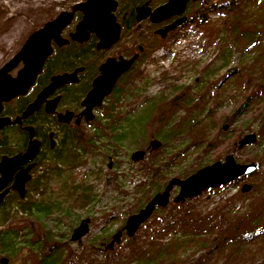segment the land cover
<instances>
[{
	"label": "rangeland",
	"instance_id": "rangeland-1",
	"mask_svg": "<svg viewBox=\"0 0 264 264\" xmlns=\"http://www.w3.org/2000/svg\"><path fill=\"white\" fill-rule=\"evenodd\" d=\"M85 1L0 0V68L30 34ZM144 1L156 6L167 0H116L115 13L127 19V12ZM221 1L189 4V21L164 40H156L145 23L123 30L121 44L107 55L124 51L123 55L130 56L138 46L144 51L118 91L97 108L92 126L83 127L85 137L81 139L88 145L73 149L75 156L64 154L65 161H43L40 177L27 197H14L8 210L0 213V259H8V264H42L53 246L56 258L63 255L67 263L143 264L127 256L133 249L132 239L146 253L151 237L161 243L174 238L172 231L152 234L155 225L149 226L156 218L177 216L171 207L178 205L172 202L178 188L171 192L166 209L156 210L133 238L123 233L109 249L112 236L170 179H186L228 155L238 164L254 163L259 168L232 183L203 191L182 203L183 208L205 223L237 224L246 215L262 212L264 216V0H248L240 23L212 10ZM77 14L62 32L64 38L80 20ZM197 14L206 15L207 21L200 24ZM106 128L113 139L107 137ZM248 134L256 136L255 143L237 149V142ZM201 138L208 144L198 149L194 144ZM152 140L160 143L156 150L149 149ZM136 150L145 151L146 156L133 163L130 154ZM152 163L153 172L148 170ZM190 169H194L191 174ZM184 171L190 175L183 177ZM242 184L252 189L241 193ZM34 206L40 207V213ZM82 223L87 233L71 241L73 230ZM254 239L253 248L231 254L232 264H264V238ZM201 255L203 250L188 247L172 264H188ZM228 256L230 250L211 255L202 264H230Z\"/></svg>",
	"mask_w": 264,
	"mask_h": 264
},
{
	"label": "water",
	"instance_id": "water-1",
	"mask_svg": "<svg viewBox=\"0 0 264 264\" xmlns=\"http://www.w3.org/2000/svg\"><path fill=\"white\" fill-rule=\"evenodd\" d=\"M199 0H167L164 4L151 10L148 3L135 8V20L141 22L149 19L152 23H159L171 17H179L165 28L156 31L160 38H164L168 32L180 27L186 21V17L182 16L189 2H197ZM116 0H86L83 3L74 5L70 11H64L58 14L53 20L45 23L40 29L33 32L25 40L20 50L8 60L0 68V113L2 105L19 96H24L29 88L34 84L36 77L41 73L42 67L46 59L52 53V45L62 47L68 43L67 39L61 36L63 30L71 23L76 12L81 14V20L77 23L74 31L70 33L69 40L78 44L85 43L89 40L90 35H94L98 42L96 49H107L115 43L120 34V26L116 23L114 11L116 9ZM140 50V49H139ZM137 58V54L130 59H108L99 67L100 76H98L92 84V89L83 99L82 106L84 110L82 116L86 121L93 119L92 110L101 106L102 101L107 97L116 82V80L128 71ZM21 64V68L16 75L12 77L10 72ZM75 71L72 74H62L53 76L50 84L44 88L36 100L27 106L21 117L15 118L11 122L9 118H0V129L11 123H19L21 119H25L32 113L37 111L44 99L51 95L57 88L76 81ZM58 98L47 102L45 111L53 113ZM66 119V116H62ZM227 126H223L225 130ZM32 138V129H26ZM256 136L248 134L242 137L235 145L237 149H241L247 145L254 144ZM37 146L36 141L31 142V147L20 159L21 163L28 161ZM160 143L152 140L149 143L150 150L159 148ZM146 156L143 150H136L130 154V160L133 163L141 162ZM12 159L9 162H14ZM6 161L4 164H6ZM259 168V164L248 163L238 164L232 156L228 155L223 162H215L209 166L199 169L186 179L179 180L172 178L168 181L163 190L155 194L136 214L129 216L124 226L118 230L111 238L108 246L110 249L115 243H118L121 235L124 233L126 237L131 238L138 231L140 226L144 224L153 214L155 209L164 208L170 202V195L174 188H178L177 195L172 199L174 204H181L185 200L199 196L207 189H213L219 186L232 183L240 178L251 175ZM28 169L17 174L13 189L19 193L21 199L24 197V184L28 181ZM7 178L3 175L0 179V190L7 182ZM252 189L251 185L242 184L241 193H247ZM87 233L86 223H82L72 232L71 241L81 239ZM0 264H8V259L1 258Z\"/></svg>",
	"mask_w": 264,
	"mask_h": 264
},
{
	"label": "flooded vegetation",
	"instance_id": "flooded-vegetation-1",
	"mask_svg": "<svg viewBox=\"0 0 264 264\" xmlns=\"http://www.w3.org/2000/svg\"><path fill=\"white\" fill-rule=\"evenodd\" d=\"M145 3H148V7L151 10H154L156 7L164 4L162 3L160 5L152 6L151 1H144L138 6H142ZM191 3L196 2H189L187 6ZM135 8L132 13L127 12V19L125 17H120L121 19H119L118 14H116L115 12L113 13L116 19V23L120 26V34L118 40L110 45L107 49H96L98 40L94 35H90L89 37V40L93 39V42L91 44H89V40L85 43L78 44L69 40L70 33L68 34L67 38H64L61 34L64 39L68 40V43L62 47L67 46L70 42L84 48H86V44H88L89 46L87 48L90 49V52L86 54V58L81 62H76L75 64L70 65L66 69L54 72L48 77L44 76L41 82L38 83V76H40L42 70L44 69L43 65L41 73L36 77L34 84L29 88L24 96L16 97L10 102L4 103L2 105L0 118H9L12 122L13 120H15V118L22 116L27 106L32 104L36 100L39 93L50 84V79L53 76L72 74L75 71L79 70L76 73V81L57 88L51 95H49L42 101L37 111L32 113L27 118L21 119L19 123H11L9 125L1 127L0 179L3 175H5L8 181L0 190V213H5V211L8 210L11 204V200L14 197L17 196L19 199H21L19 193L13 189L17 174L22 173L24 170L28 169L27 176L29 177V179L24 184L23 199H25V196L27 197V195L30 193V188L33 182H36V180L40 177H37V174L42 172V170L40 171L39 169L41 168L43 161H45L46 159H57L58 161H60L62 160V158L63 161H65L67 158H65L64 154L66 155V153L68 152H71L72 156H75V152L73 151V149L77 148V142L75 141L76 138L85 137V135L81 133L82 131H84L83 127L92 126V122H94V120L96 119L95 111L97 110V108H94L92 110L93 119L91 121H86L85 117L81 114L84 110V107L82 106L83 99L92 89L93 81L98 76H100L99 67L108 59H114L116 62H118L120 58L127 60L137 54V58L130 67L131 69L138 61L139 55L144 51L143 46H138L137 52L133 53L130 56L123 55L124 51L123 53H117L118 55H107V53H109V51H111L114 47L121 44L123 30H127L128 27L133 28L134 26H136V28H139L140 23H145L149 31L152 33L153 37L159 41L164 40L170 34H172V32L179 29L189 21L186 17L185 9L182 15L186 17V21L184 22V24L176 28L175 30L168 32L164 38H160V36L156 34V31L170 25L179 17H171L159 23H152L148 18L144 19L141 22H136ZM123 46H125V44H123ZM62 47L52 45L53 49L50 56L54 54V48ZM21 67V64H19L17 68L10 72V75L14 77ZM128 71L120 75V77L116 80L111 94L117 91L119 85L122 84L121 81L123 80V77H126ZM12 73L15 74L12 75ZM55 98H58V102L55 105L53 113H47L45 111L46 103L54 100ZM62 116H66V119H62ZM27 128L32 129V138L29 137L30 133L26 130ZM32 141L37 142L34 153L28 161L21 163L18 159L26 154V152L31 147ZM12 159H16V161L9 162ZM6 161L8 162L4 164ZM33 216L35 217V219H38L36 213Z\"/></svg>",
	"mask_w": 264,
	"mask_h": 264
},
{
	"label": "trees",
	"instance_id": "trees-1",
	"mask_svg": "<svg viewBox=\"0 0 264 264\" xmlns=\"http://www.w3.org/2000/svg\"><path fill=\"white\" fill-rule=\"evenodd\" d=\"M247 1L248 0H223L218 4L217 7H215V9L212 10L217 13L224 14V16L228 15L229 17H233L234 20L237 18L236 22L239 21L238 23H240L242 20H244L243 15L245 10L248 8ZM130 12L132 13V10ZM77 16L80 17L79 14H77ZM195 19L200 24H203L207 21V16L204 14H197ZM233 31L236 32L234 29ZM88 42L91 44L93 39H90ZM251 45L254 46L255 44L253 43ZM88 46L89 45L86 44V48H84L70 42L65 47L54 48V54L46 59L44 63V69L42 70L40 76H38V83L41 82L44 76L48 77L54 72L66 69L76 62L83 61L86 58V54L90 52V49L87 48ZM115 106L116 103L110 107L111 111L108 110V117H111L113 108ZM106 131L107 137L111 138L112 136V139L115 137L112 133L108 132L107 128ZM117 139L119 140L121 137H118ZM75 141L77 142V147L80 144L83 145V140L81 137H77ZM204 144H208V142L205 140V138H201L197 144H194V146L200 149L204 147ZM154 166L155 163H152V166L149 167L148 170L152 172L155 171L152 169ZM191 172H194V169H190V172L188 173L191 174ZM182 173L184 174L186 171ZM190 174H184L183 177ZM153 175L156 176V174ZM162 175L163 172L160 173L159 176ZM163 181L165 182V178ZM187 201L185 202L187 203ZM182 205L183 204H178L173 208L171 207L172 210L175 212L177 211V216H164V219L156 218L149 226V229H152V227L155 225V229L151 230L152 234L167 235L170 233V231H172L174 238L170 239L171 241L168 240L167 242L161 243L158 242L156 238L151 237L148 241L149 250L146 253L141 251L140 247L135 246V239H132L133 249H131L127 255L130 260H134L137 263L143 264H150L151 262H153V264H172L174 260L181 256L182 252L188 249V247H193L199 249L200 251L203 250V255L199 256L196 261H192L188 264H202L211 255L214 257L226 250H230V256H228L227 262L232 264L234 258H232L231 254H240L242 251L253 248L255 244L254 238H264V223L261 224L264 222V216L262 215V212L243 216L237 224H233V222L228 224H219L217 221L213 222L212 220L208 221V223H205V219L194 218L188 212V210L183 208L184 205ZM166 207L158 208L156 210H165ZM49 208L48 211H50ZM34 209L39 213L41 211L40 207L37 208L34 206ZM44 210L47 211V209ZM260 217H262V220L259 223L258 220ZM261 225L263 226L262 228L260 227ZM176 230L182 231L183 234L178 235L175 232ZM157 238L160 240L161 236L160 238ZM55 251L53 246L50 247L46 252L47 254L42 261V264H72L70 261L68 263L65 262V256L63 255L56 258L57 256L55 254L57 252ZM152 251H154V254L149 255V253ZM117 255L122 256V253L118 252ZM67 257L70 259L71 254H68Z\"/></svg>",
	"mask_w": 264,
	"mask_h": 264
}]
</instances>
